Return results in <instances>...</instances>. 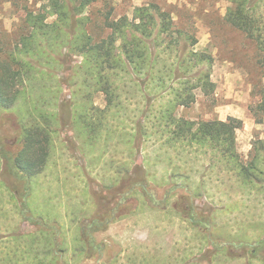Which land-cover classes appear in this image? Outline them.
<instances>
[{
    "label": "rangeland",
    "instance_id": "obj_1",
    "mask_svg": "<svg viewBox=\"0 0 264 264\" xmlns=\"http://www.w3.org/2000/svg\"><path fill=\"white\" fill-rule=\"evenodd\" d=\"M242 1L95 0L78 16V34L63 32L62 40L50 32L47 44L25 18L47 11L46 22L56 23L47 0H0V62L40 61L55 72L33 64L15 104L9 95L0 101V149L16 155L34 124L48 134L28 153H38L41 166L27 180L19 182L0 154V264H50L54 247L30 220L63 229V258L76 263L85 224L111 209L127 214L110 212L114 221L94 233L102 256L79 263L264 264V251L254 257L243 248L264 239V0L244 3L259 20V41L227 19ZM159 13L171 18L168 30ZM122 22L138 37L152 30V74L148 66L134 73L121 53L122 35L110 26ZM230 118L241 122L236 156L220 155L209 140L189 141L203 124ZM125 173L137 186L132 195L130 182L119 184ZM142 188L157 189L150 199L158 207Z\"/></svg>",
    "mask_w": 264,
    "mask_h": 264
},
{
    "label": "trees",
    "instance_id": "obj_2",
    "mask_svg": "<svg viewBox=\"0 0 264 264\" xmlns=\"http://www.w3.org/2000/svg\"><path fill=\"white\" fill-rule=\"evenodd\" d=\"M93 1L95 0H47L49 10L51 11V13H53L58 17L57 22L53 24H48L46 22L49 15L48 14L49 12L47 11H44V13H35V14L33 11H28L25 16L26 22L29 24L28 26L31 27L34 32L40 31L42 33V36L46 38L47 44L49 42V39H53L50 32L58 33L54 37L63 40L62 36L60 35L63 32L68 36H70L72 32L75 33L77 32L78 34L77 31V27H79L78 16L81 15L85 7L90 5ZM247 2L251 3V0H248ZM244 3L245 0H243L242 3L240 2L237 5V9L229 10V15L227 19L232 26H234L238 30L243 31L248 38L256 39L257 41H259L258 40L260 38L259 35H261L260 34L261 26L259 25V20H257L255 17H253V15L250 14V12L248 13L244 9ZM249 7L250 6H248V8ZM252 9L254 8L248 10L250 11ZM159 15L161 17L160 24L163 26L165 30H168L170 28L169 26L171 25V18L166 14L164 15L162 13H159ZM154 20L151 21H153L154 23L155 22ZM165 21L170 22V24L166 26ZM127 27L130 28L129 24L126 22H122L121 24L114 23L111 24L110 26V28H112L115 32L122 35L121 40L123 44L120 48L121 53L127 58L131 67L133 68L134 73L140 74L142 73V67L145 68L146 66H148L150 68V73L152 74L155 67V62L157 60L156 57H154L151 60L152 52L151 49L149 48L150 43L148 42V39L152 36V30H150V28H144L143 30H138L142 34V37H138L136 34H130V31H128L129 32L128 34L127 30L125 29ZM127 34L130 36V38ZM31 36H33V32L31 33ZM76 37L77 36H74L70 38V40L66 41V44L70 46V49L74 47L75 43L73 42V39H75ZM112 43L113 40L111 44ZM103 50H105V48ZM109 53L110 52L108 51V54H105V56H108L113 60L116 59L117 56L115 57L114 54L112 53L109 54ZM192 54L195 55L197 53L193 52ZM96 56L100 57L99 51H97ZM117 58L119 61H122L120 56H118ZM139 60L140 62H138ZM148 63L149 65H147ZM199 63H201V61ZM33 64H35L37 66V69L41 70L42 72H44L45 70L49 75L55 74V72L50 68H45L48 66L45 64L43 66L40 63V61H35L30 63V62H24L22 60H18L16 58H12L10 63L0 62V101L3 102L6 96L8 97L9 95L10 97L8 100L9 104L11 105L15 104V101L18 100L19 95L21 93V90L17 89V85L20 82L22 84L23 77H27V78L29 77L30 71L32 69L31 66H33ZM8 65L10 66V69ZM13 65H16L18 67L12 70L11 66ZM42 67L44 68L40 69ZM179 69L181 70L182 67L180 66ZM21 77H22V81L20 80ZM197 77L201 82L203 83L207 82V85H210L209 74L201 73ZM229 121H230L229 124L224 122H210L203 124V126L198 128V132L200 133L201 136H194L195 138L198 137V139L192 137L190 138L189 141L209 140L212 143L213 148H215V150H218V153L220 155L222 154V156H227L231 153L233 156H236L233 150L235 145V136L233 130L239 128L241 122L235 120L234 118L232 119L230 118ZM32 126L33 128L24 130V133L22 131L23 145L20 148V150L16 153V155L12 157V155H9L3 149H0V154L4 152L9 157L8 159L5 158L8 161L9 171L12 173H16L19 176L18 178L19 182L23 180H27L26 174L29 172L31 173L33 168L37 170V168L41 166V164L36 162L37 158L35 155H37L38 153H35L31 159H29L30 154L28 153L31 150V147L32 150L34 149L33 143L35 141H38L39 145L41 146L42 145L41 142L46 140V136H48V134L43 131V130L45 131L47 130L46 126L42 127L43 130L39 129L40 126L38 124H34ZM1 143L3 142L1 141ZM244 173L247 174L246 172ZM132 193L133 192L131 191L130 195H132ZM144 193L146 194V196H149L150 194V193L148 194V192L146 191ZM172 196H173L172 188L166 190L164 193L163 204H166V202H168ZM118 218L119 217H116V219ZM185 218H188L187 215L185 216ZM188 219H194V217ZM30 221L35 225V227L39 228L38 229L40 231L39 234H41L43 238L46 239L47 242L46 244H48L49 242L52 245V247H54V249H52L53 254H52V259L50 260V264H57V262L61 264H68L67 258L64 259L62 254V251H65L66 247L68 246L66 242L67 238L63 237L65 236L62 233L63 229L58 227L56 224H53V226H49L44 222L43 224L41 220H30ZM108 226H109L108 217L107 216L105 217V214L98 215L97 217L91 219V221H88V223L85 224L84 226L85 228L80 237L82 245L79 246V250L74 249V253L77 254L78 258L77 257L74 258L72 256L73 260L77 261L76 263L74 262L73 264H85L84 262L79 263L78 260L80 258H83L84 260H88L92 258L94 254H97L98 258L102 256V252L104 251V245L102 243H98L95 240L94 233H96L97 231L107 229ZM50 233L54 234V236L51 237ZM15 237L16 239H20L21 237L24 236L20 235ZM262 243H264V239L257 242L254 246L246 244L244 245L243 248L250 249L251 254L255 257L256 254H258L260 251H264V246H262ZM21 261L22 259L20 260V262ZM39 264H43V261L40 260Z\"/></svg>",
    "mask_w": 264,
    "mask_h": 264
},
{
    "label": "flooded vegetation",
    "instance_id": "obj_3",
    "mask_svg": "<svg viewBox=\"0 0 264 264\" xmlns=\"http://www.w3.org/2000/svg\"><path fill=\"white\" fill-rule=\"evenodd\" d=\"M142 162V161H141ZM122 179L120 180V186H122V185H124L125 184V182H130V184H129V192L128 193H130L131 191H133L132 189H134L135 188V186H136V184H135V181H134V179L131 177V176H129V174L128 173H125V175H123L122 177H121ZM125 178H126V180H125ZM139 179L144 183V185L145 186H147V184H146V179H147V175H146V173L145 172H143V176L142 177H139ZM137 187V186H136ZM154 190V192H152V193H150L149 194V196H146V200L149 202V204H150V206L151 207H153V208H156V207H158L159 205H160V202H157V203H151V199H150V197L152 198V195H154L155 193H158L157 192V189L156 188H154L153 189ZM141 191H143L144 192V189L142 188L141 189ZM163 200H164V198H163ZM165 206V205H164ZM136 207H134V208H132L129 204H128V207H127V211H129V212H132V210H134ZM162 209V208H161ZM98 212H99V206H98ZM113 210L114 209H111L109 212H108V214H106L105 215V217L106 216H108L109 214H110V212L112 213L113 212ZM100 214L99 215H102L103 213L102 212H99ZM125 214H127V213H123V212H121V213H119L118 215H116L115 213H112V215H116L117 217H120V216H122V215H125ZM114 220L111 218V220H110V218L108 217V222H109V224H111L112 222H113Z\"/></svg>",
    "mask_w": 264,
    "mask_h": 264
}]
</instances>
